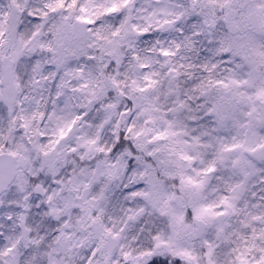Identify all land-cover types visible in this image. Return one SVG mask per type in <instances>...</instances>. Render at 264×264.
Returning <instances> with one entry per match:
<instances>
[{
    "label": "snow or ice",
    "instance_id": "obj_1",
    "mask_svg": "<svg viewBox=\"0 0 264 264\" xmlns=\"http://www.w3.org/2000/svg\"><path fill=\"white\" fill-rule=\"evenodd\" d=\"M0 264H264V0H0Z\"/></svg>",
    "mask_w": 264,
    "mask_h": 264
}]
</instances>
